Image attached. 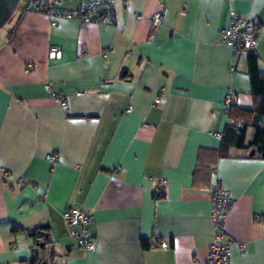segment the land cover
Masks as SVG:
<instances>
[{
    "label": "crops",
    "instance_id": "0c3cea01",
    "mask_svg": "<svg viewBox=\"0 0 264 264\" xmlns=\"http://www.w3.org/2000/svg\"><path fill=\"white\" fill-rule=\"evenodd\" d=\"M114 12L103 24L21 6L0 27V164L9 172L6 180L0 172V264H201L215 183L234 198L231 264H264V156L248 145L254 127L246 146L220 154L226 90L237 106L256 98L246 52L219 33L231 12L252 16L264 71V0H115ZM49 45L61 58L47 57ZM68 205L92 210L93 250L68 235ZM41 225L50 256L28 233Z\"/></svg>",
    "mask_w": 264,
    "mask_h": 264
},
{
    "label": "built area",
    "instance_id": "2783aa9c",
    "mask_svg": "<svg viewBox=\"0 0 264 264\" xmlns=\"http://www.w3.org/2000/svg\"><path fill=\"white\" fill-rule=\"evenodd\" d=\"M187 7L183 4V8ZM23 10L36 11L49 14L52 17L73 18L82 22L94 21L103 24H110L115 17V0H79L75 8H65L61 6L60 0H24L22 3ZM183 12V10L181 11ZM162 11H156L151 15V23L156 25L160 21ZM219 33L223 41L231 45L237 52H246L248 49L255 47L257 40V26L255 19L250 15H238L231 12L228 23L219 28ZM107 49L103 50V56H106ZM47 57L52 59L61 58V49L54 45L47 48ZM26 70L32 68V63H27ZM230 70L234 66H230ZM44 86L51 92L55 100L62 107H66L65 100L53 90L49 82H45ZM236 92L228 88L226 90L224 102L227 107L233 103ZM160 101L159 97L154 99L155 103ZM237 124H241L239 121ZM45 158L50 162H56L57 155L55 153L45 154ZM0 172L3 179L9 178V172L0 164ZM164 182V179H161ZM23 183L21 178L15 182L16 187H20ZM210 221L212 235L209 242L205 261L201 264H231L230 260V237L226 230V220L228 213L233 205L234 198L228 189L215 183L210 188ZM259 215L257 214V217ZM62 220L66 226L67 233L70 237L77 239L78 243L85 250L94 249L93 235L89 231L88 225L93 220V212L90 208H79L68 205L61 212ZM165 247V243L160 244ZM241 247L243 245L241 244Z\"/></svg>",
    "mask_w": 264,
    "mask_h": 264
},
{
    "label": "trees",
    "instance_id": "16d2710c",
    "mask_svg": "<svg viewBox=\"0 0 264 264\" xmlns=\"http://www.w3.org/2000/svg\"><path fill=\"white\" fill-rule=\"evenodd\" d=\"M255 48V47H254ZM248 49L246 51L247 59V72L250 79L251 90L256 100L255 105L252 108L242 107L231 103L227 109V115L229 121L225 124V127L221 133V147L220 154L225 155L226 149L231 146L244 147L245 145V130L247 126L251 125L254 127V133L252 139L248 142L250 146H256L261 156H264V139L259 142L260 133H264V126L259 121L264 118V71L259 67L258 54L255 49ZM239 121L241 124H237ZM199 168L201 167L202 159L199 156L198 159ZM19 226H14L18 228ZM49 228L46 225H41L29 230V234L34 237V240L43 249L50 245L51 253L53 247L51 246L52 241L49 237ZM142 245L147 247L149 243L143 239ZM34 257L32 260H34Z\"/></svg>",
    "mask_w": 264,
    "mask_h": 264
},
{
    "label": "water",
    "instance_id": "95a60500",
    "mask_svg": "<svg viewBox=\"0 0 264 264\" xmlns=\"http://www.w3.org/2000/svg\"><path fill=\"white\" fill-rule=\"evenodd\" d=\"M19 0H0V27L10 18ZM253 152V149L250 153Z\"/></svg>",
    "mask_w": 264,
    "mask_h": 264
},
{
    "label": "rangeland",
    "instance_id": "374dc122",
    "mask_svg": "<svg viewBox=\"0 0 264 264\" xmlns=\"http://www.w3.org/2000/svg\"><path fill=\"white\" fill-rule=\"evenodd\" d=\"M23 2H24V0H19L17 6L15 8V10H18L22 6V3ZM46 251L48 252V254L50 256V254H51V248L49 246L46 247Z\"/></svg>",
    "mask_w": 264,
    "mask_h": 264
}]
</instances>
